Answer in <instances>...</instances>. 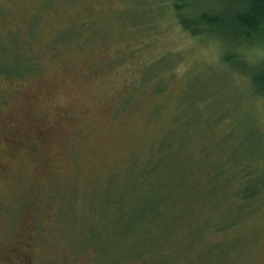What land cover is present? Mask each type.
Segmentation results:
<instances>
[{
    "label": "rangeland",
    "instance_id": "1",
    "mask_svg": "<svg viewBox=\"0 0 264 264\" xmlns=\"http://www.w3.org/2000/svg\"><path fill=\"white\" fill-rule=\"evenodd\" d=\"M189 1L0 0V264H264V42Z\"/></svg>",
    "mask_w": 264,
    "mask_h": 264
},
{
    "label": "trees",
    "instance_id": "2",
    "mask_svg": "<svg viewBox=\"0 0 264 264\" xmlns=\"http://www.w3.org/2000/svg\"><path fill=\"white\" fill-rule=\"evenodd\" d=\"M175 8L183 10L192 2L175 0ZM198 1V0H195ZM195 11L181 15V23L190 34L204 35L210 30L219 29L227 38L240 42H264V0H201ZM192 12H194L192 14ZM211 26V27H210ZM6 61L9 56L6 55ZM11 76H22L18 72ZM254 84L264 95V62L252 75Z\"/></svg>",
    "mask_w": 264,
    "mask_h": 264
},
{
    "label": "flooded vegetation",
    "instance_id": "3",
    "mask_svg": "<svg viewBox=\"0 0 264 264\" xmlns=\"http://www.w3.org/2000/svg\"><path fill=\"white\" fill-rule=\"evenodd\" d=\"M29 250L30 248L28 247L26 251H29ZM18 262L19 264H36L34 263V260L32 258L25 257L24 255L22 256L16 255L4 264H17Z\"/></svg>",
    "mask_w": 264,
    "mask_h": 264
}]
</instances>
